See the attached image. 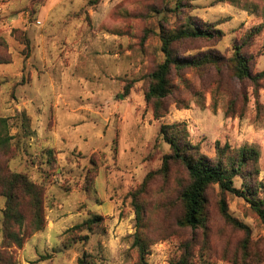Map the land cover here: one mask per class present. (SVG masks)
Masks as SVG:
<instances>
[{"label": "rangeland", "instance_id": "obj_1", "mask_svg": "<svg viewBox=\"0 0 264 264\" xmlns=\"http://www.w3.org/2000/svg\"><path fill=\"white\" fill-rule=\"evenodd\" d=\"M178 1L0 0V118L14 135L15 118L24 115L30 133L26 148L13 140L0 151V172L24 174L43 188L42 230L31 233L29 203L21 200L24 222L15 230L22 245L6 249L17 264H78L83 254L89 264H140L136 234L147 264H264V221L250 203L264 209V0H181L176 10ZM189 20L222 34L177 44L176 55L218 57L225 65L173 70L167 113L154 120L144 93L164 58L161 29ZM260 26L247 55L251 74L263 75L256 84L240 81L226 63L233 45ZM164 124L213 161L217 141L231 155L254 148L256 164L233 179L249 194L212 185L203 224L179 226L189 179L180 164L155 173L170 153L159 135ZM221 199L241 228L222 217ZM4 208L0 195V250ZM93 217L98 224H83Z\"/></svg>", "mask_w": 264, "mask_h": 264}, {"label": "trees", "instance_id": "obj_2", "mask_svg": "<svg viewBox=\"0 0 264 264\" xmlns=\"http://www.w3.org/2000/svg\"><path fill=\"white\" fill-rule=\"evenodd\" d=\"M181 0L176 2L175 9L181 10ZM264 13V10H263ZM261 26L247 32L239 42L233 45V54L226 66L230 68L236 79L250 80L254 84L257 83L258 77L263 74L252 75L250 71V61L252 55H247V50L253 43L254 39L261 31ZM220 30L212 29L210 25L203 27L196 26L191 20L172 32L161 29V52L163 61L156 69L148 75L151 80L147 91L144 93V101L152 104V115L154 120L164 117L167 110L163 108V101L170 95L171 86L169 76L172 71L179 73L186 68L200 69L203 66H214L219 69L225 65L218 57L204 56L203 58H183L176 55L173 46L179 45L188 40L213 39L220 36ZM128 94V93H126ZM17 121V132L14 135L9 134L8 120L0 118V151L11 146L15 140L18 148H26L25 143L30 133L28 131L27 119L24 115L15 118ZM159 135L163 141L169 146L170 153L162 157L161 168L155 173H166L171 164H180L187 173L189 184L182 191L180 200L183 205L184 213L182 219L178 221L179 226L197 228L203 224L205 193L212 185H217L223 194H232L245 197L249 194V187H242L238 190L233 186V179L242 173L246 164L251 162L256 164L258 160V152L252 147H242L231 155L229 145L225 143L221 145L218 141L214 143L213 149L217 161L208 158L201 150L200 144L193 143L173 125H161ZM47 155V163L52 160V150L45 151ZM148 173L142 183L145 187L146 183L155 174ZM0 195L5 199V208L3 210V242L5 245L0 250V264H17L12 254L6 251L11 245L20 248L23 241V235L15 230V227L21 228L24 222V215L20 210L21 200L27 199L30 207V221L28 228L31 233L38 232L44 228L43 188L42 186L31 181L26 175L18 173L0 172ZM134 199L136 196L134 195ZM250 203L255 213L264 221L263 202H255L251 199ZM135 215L139 219L141 216V208L134 200ZM220 212L226 222L236 227H240L238 223L232 219L226 209L224 199L220 200ZM98 217H93L83 224L90 227L99 222ZM134 242L139 249L140 264H147L145 261V247L141 244V240L135 235ZM78 264H89L88 257L83 254L78 259Z\"/></svg>", "mask_w": 264, "mask_h": 264}]
</instances>
